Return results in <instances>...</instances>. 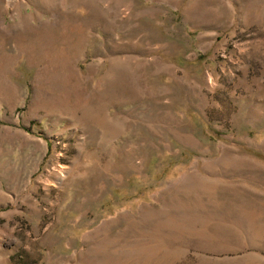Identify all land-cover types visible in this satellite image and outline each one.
Masks as SVG:
<instances>
[{
  "label": "rangeland",
  "instance_id": "1",
  "mask_svg": "<svg viewBox=\"0 0 264 264\" xmlns=\"http://www.w3.org/2000/svg\"><path fill=\"white\" fill-rule=\"evenodd\" d=\"M0 264H264V0H0Z\"/></svg>",
  "mask_w": 264,
  "mask_h": 264
}]
</instances>
